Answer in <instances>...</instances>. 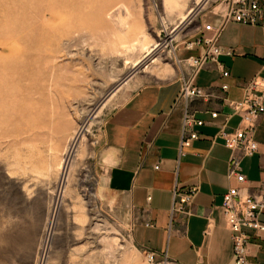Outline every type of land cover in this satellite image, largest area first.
<instances>
[{"label":"rangeland","instance_id":"obj_1","mask_svg":"<svg viewBox=\"0 0 264 264\" xmlns=\"http://www.w3.org/2000/svg\"><path fill=\"white\" fill-rule=\"evenodd\" d=\"M193 3L177 32L172 0H0V264H148L105 186L102 127L138 87L192 72L226 2Z\"/></svg>","mask_w":264,"mask_h":264},{"label":"crops","instance_id":"obj_2","mask_svg":"<svg viewBox=\"0 0 264 264\" xmlns=\"http://www.w3.org/2000/svg\"><path fill=\"white\" fill-rule=\"evenodd\" d=\"M218 11L208 20L214 26L223 23L226 3ZM217 44L220 55L193 75V84L205 92L203 97L187 103L178 100L181 78L142 85L109 114L102 127L105 186L122 196L134 213L133 242L179 264H232L233 244L222 196L229 187L253 195L264 190V114L254 132L258 149L241 160L244 184L228 177V161L235 152L218 135L221 129L231 132L241 126L240 114L232 112L227 100L241 99L244 82L264 78V31L228 21ZM224 70L227 77L222 76ZM186 106L203 124L192 126L197 139L181 145ZM211 112L217 116L212 118ZM191 186H197L198 192L190 213L171 219L174 190ZM260 218L264 222V211ZM249 247L251 260L264 264V233L253 235Z\"/></svg>","mask_w":264,"mask_h":264},{"label":"built area","instance_id":"obj_3","mask_svg":"<svg viewBox=\"0 0 264 264\" xmlns=\"http://www.w3.org/2000/svg\"><path fill=\"white\" fill-rule=\"evenodd\" d=\"M226 12L224 21L218 26L211 22L201 25L199 39L194 43L200 46L197 57L192 59V72L183 79L182 88L178 100L187 103L194 98L203 97L205 92L193 84V75L207 62L214 60L221 53L218 46V38L225 22L231 21L242 25L258 26L264 31V0H225ZM210 32L205 36V32ZM229 72L224 70L222 76L227 77ZM222 90L227 89L222 84ZM262 88V89H261ZM243 94L240 100H227L228 106L235 114L241 116V126L231 132L221 129L218 135L223 139L225 147L235 152L228 161V177L244 184L247 179L242 171L241 160L245 156L253 155L258 149V143L254 139L257 119L264 114V78L255 76L244 82ZM216 112H211L215 118ZM203 121L196 119L186 106L181 122V145H188L191 140L198 138L197 132L192 130L193 125H202ZM198 192L197 186H191L185 190H174L173 203L170 217L177 214L187 216L190 207ZM222 211L227 229L231 233L233 244L232 264H261L251 260L250 244L253 235L264 233V222L260 216L264 211V190L260 195L243 193L239 187H229L222 196ZM148 264H179L171 261L166 254L155 251H145Z\"/></svg>","mask_w":264,"mask_h":264},{"label":"bare ground","instance_id":"obj_4","mask_svg":"<svg viewBox=\"0 0 264 264\" xmlns=\"http://www.w3.org/2000/svg\"><path fill=\"white\" fill-rule=\"evenodd\" d=\"M172 2L176 6H181L182 8L184 7V9H185V7H188L187 11L180 16V21H179L177 27L175 28V31L179 32L182 29V27L185 25L184 21H185L187 15L190 13V9H189L190 6H189V4L192 2V0H172ZM205 2H207V0H194V3L193 4L200 5V4H204ZM170 40L167 41V42H170ZM151 48L152 49H150V50L148 49L147 50L145 56H143L142 58H140L138 60H134L132 62L131 66H132V68L135 71L136 70H140V72H145L144 71V68L142 69V66H144V64H146L148 61H150L156 55L155 50L158 48V45L155 43L154 45L151 46ZM80 136H81V131L78 130L76 132L75 137H73L71 139L69 151H72L74 149V147L76 146V143L78 142V139L80 138Z\"/></svg>","mask_w":264,"mask_h":264}]
</instances>
